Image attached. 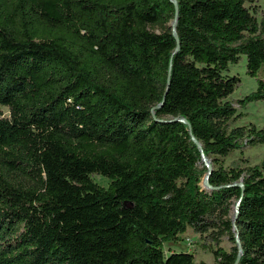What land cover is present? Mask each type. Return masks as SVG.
<instances>
[{
    "label": "trees",
    "instance_id": "16d2710c",
    "mask_svg": "<svg viewBox=\"0 0 264 264\" xmlns=\"http://www.w3.org/2000/svg\"><path fill=\"white\" fill-rule=\"evenodd\" d=\"M174 1L0 0V264H264V0Z\"/></svg>",
    "mask_w": 264,
    "mask_h": 264
},
{
    "label": "rangeland",
    "instance_id": "374dc122",
    "mask_svg": "<svg viewBox=\"0 0 264 264\" xmlns=\"http://www.w3.org/2000/svg\"><path fill=\"white\" fill-rule=\"evenodd\" d=\"M260 4L264 5V2L261 1ZM156 32L160 31L159 27L153 28ZM231 75H237L241 78L242 83L241 86L235 91V93L231 96V98L235 101V105L238 106L240 112L244 114V117L238 122L239 125H257L260 126L264 120V102L251 103L246 107H242L237 102L243 96L251 93L257 88V78L252 77L247 73L246 69V58L236 65H232L229 71ZM264 75V63L260 67L258 71V77H262ZM6 112V111H5ZM243 155L250 158L253 164L259 163L264 157V146H256V147H247L245 148ZM237 154L235 157H238ZM93 180L101 186H107L108 180L99 175H94ZM184 238L190 239V244L185 245L181 242L182 249H185L189 252H192L196 255V261H205L208 264H217V261L213 255V253L209 249H204L202 247L203 239L200 238L199 235L188 231L184 234ZM221 246L225 249H229L231 244L228 236H224L222 238Z\"/></svg>",
    "mask_w": 264,
    "mask_h": 264
},
{
    "label": "water",
    "instance_id": "95a60500",
    "mask_svg": "<svg viewBox=\"0 0 264 264\" xmlns=\"http://www.w3.org/2000/svg\"><path fill=\"white\" fill-rule=\"evenodd\" d=\"M172 1L174 2V4H175V8H176L175 16H174V19H173V21H172V23H171V27H172V29L174 30V29H175V25H176V20H177V6H176L175 1H174V0H172ZM175 40L177 41V46H176L174 52H176V51L178 50V48H179V42H178V37H177V35H175ZM169 83H170V80H169V76H168V78H167V86H169ZM183 121L187 123V121H186L185 119H183ZM188 125H189V124H188ZM189 130H191L190 125H189ZM194 140L196 141L197 145H198V146L200 147V149H201V152H202V160L205 162V164H206V165L208 166V168H209V171H208V173L206 174V176H205V178H204L203 184H204L205 186H207V187H210L209 176H210V173H211V171H212V164L210 163V161L208 160V158L205 156L204 151H203V148H202V144H201L198 140H196V139H194ZM243 184H244L243 182L240 183L241 186H243ZM240 201H241V200H239V201L237 202V204L234 206V220H236L237 217H238ZM239 245H240V247L242 246L241 244H239ZM238 262H239V259L237 260L236 264H237Z\"/></svg>",
    "mask_w": 264,
    "mask_h": 264
}]
</instances>
